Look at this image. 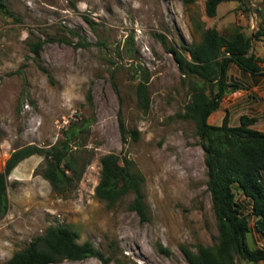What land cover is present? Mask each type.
Wrapping results in <instances>:
<instances>
[{"label":"rangeland","instance_id":"obj_1","mask_svg":"<svg viewBox=\"0 0 264 264\" xmlns=\"http://www.w3.org/2000/svg\"><path fill=\"white\" fill-rule=\"evenodd\" d=\"M5 1L14 16L0 12V172L16 149L56 145L71 125L77 126L73 146L88 164L70 197L56 194L42 176L41 155L12 171L9 208L0 214V264L61 224L72 225L79 243L92 242L112 264H189L181 245L192 251L199 244L215 246L205 152L195 123L179 116L191 100L190 80L168 48L185 52L207 28L227 37L237 29L252 36L264 27V0L225 1L214 17L207 15L208 0ZM39 41L36 56L31 44ZM252 52L264 57V36L253 41ZM140 68L148 72V110L137 94ZM251 80L231 65L229 82L241 86L237 97L243 100L233 105V125L240 124L238 106L255 112L252 105L262 98L250 90ZM229 102L225 97L222 110ZM121 119L126 130L139 132L137 139L123 140ZM260 119L264 129V115ZM109 153L142 180L146 221L130 208L133 194L112 208L96 196L101 158ZM233 190L250 220L248 244L264 249L251 199L238 185ZM56 264L102 263L88 258ZM237 264L251 263L238 257Z\"/></svg>","mask_w":264,"mask_h":264},{"label":"trees","instance_id":"obj_2","mask_svg":"<svg viewBox=\"0 0 264 264\" xmlns=\"http://www.w3.org/2000/svg\"><path fill=\"white\" fill-rule=\"evenodd\" d=\"M195 1L184 0V3L192 4ZM225 1L228 0H208L207 15L216 16L218 6ZM0 12L14 16L5 0H0ZM262 36L264 27L252 36L237 29L228 37L215 28H207L203 30L202 40L198 44L183 47L185 52L173 46L168 48L180 72L190 80L191 100L179 116L196 125V136L205 152L207 186L218 227L215 246L199 244L197 251H192L186 245L180 246L189 264H237L238 257L251 264L264 261V249H253L248 244L250 220L242 213L233 190V186L238 185L245 196L251 199L252 215L256 218L254 228L264 237V132L253 127L258 119L247 115L240 117L237 126L230 125L228 115L221 125L210 122V117L221 109L225 97L241 89V86L229 82L231 65H236L242 72L254 77L264 74V57L252 52L253 41ZM42 47V41L31 44V50L36 56L40 55ZM140 71L141 81L137 87L139 104L148 110V72L143 68ZM88 100H91L90 94ZM120 128L124 141L130 136L134 139L139 136L137 130H126L122 119ZM76 134L77 126L71 125L63 131L56 145H28L16 149L10 155L4 171L0 172V214L7 213L9 208V175L22 161L33 155L44 157L42 176L56 194L70 197L75 192L88 164L82 162L81 152L73 146ZM101 166L96 196L112 208L124 197L133 194L130 208L142 221H146L148 208L141 188L142 180L130 171L127 164H121V157L117 154L102 156ZM78 240L79 233L72 225L50 226L4 264H56L65 260L83 261L88 258H96L102 264H112L111 257L92 242L79 243ZM159 250L170 255V251L161 245Z\"/></svg>","mask_w":264,"mask_h":264},{"label":"crops","instance_id":"obj_3","mask_svg":"<svg viewBox=\"0 0 264 264\" xmlns=\"http://www.w3.org/2000/svg\"><path fill=\"white\" fill-rule=\"evenodd\" d=\"M241 71V70H240ZM242 72V71H241ZM244 73V72H243ZM249 75V74H248ZM252 76V82L251 85L252 86L250 90H253L255 93H257L258 95H260V97H262L261 99H259L256 103H254L252 105V109L256 108V111H244V106H238L241 107L239 109L240 114L239 116L241 117L242 115H247L249 117H256L258 119V121L255 123V125L253 126L255 129H258L260 131L264 132V129H262L261 127V115H264V74L260 75V76H256L254 77ZM262 78V79H261ZM238 94H240V92H235L232 93L228 96V99L230 100L229 105L225 107L224 110H222V107L219 111L215 112L211 117H210V122L214 125H221L223 122V119L226 115L229 116V122L232 124H230L231 126L233 125V118L237 117L236 112H233L232 109H234L233 105L235 104H241L243 102V100L241 101V99L239 100V98L237 97ZM238 116V117H239ZM237 126V125H235Z\"/></svg>","mask_w":264,"mask_h":264}]
</instances>
